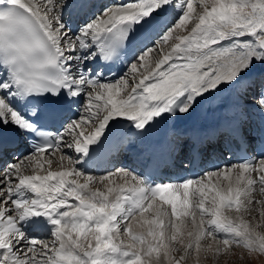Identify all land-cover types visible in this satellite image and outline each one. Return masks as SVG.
<instances>
[{"label": "snow or ice", "instance_id": "6c2138e0", "mask_svg": "<svg viewBox=\"0 0 264 264\" xmlns=\"http://www.w3.org/2000/svg\"><path fill=\"white\" fill-rule=\"evenodd\" d=\"M70 6L0 0V132L34 141L0 168V264H229L235 249L264 257V225L246 219L264 220V148L178 182L87 170L124 147L125 128L144 136L222 86L264 113V0H131L78 31L63 18ZM132 46L119 78L92 67ZM72 105L77 118L64 117Z\"/></svg>", "mask_w": 264, "mask_h": 264}, {"label": "bare ground", "instance_id": "6f19581e", "mask_svg": "<svg viewBox=\"0 0 264 264\" xmlns=\"http://www.w3.org/2000/svg\"><path fill=\"white\" fill-rule=\"evenodd\" d=\"M92 2H93V0H92ZM128 2H131V0H109V2H107V3H110L109 7H112L113 5L126 4ZM88 13L90 15V18H93L95 16H99L100 15V13L98 12V8L97 7L95 9L89 10ZM63 18H64V13H63ZM81 25L82 24L79 25V28H80ZM94 64L95 63H93L92 66ZM126 72L127 71L125 70L123 72V75ZM234 95H237V97L239 99L243 96L242 93L238 89L231 88V87H228V86H222V88L219 91H217L214 95L210 96L206 100H202L199 104H197L195 106L193 116L187 117L188 114H184L185 117H186V119H184L183 117H178L177 114H172L171 115V120L168 121L167 117H166V114H165V116L161 118V121L159 122V124L156 127H161L165 131H169V133L174 138H178V137L181 136L182 133H184V131H189V130H191L194 127V125L192 124V120L196 119V120H200L202 122H205V120H206V116H205V111H206L205 110V102L206 101L215 100V102H217V106L214 109L217 110L218 106L221 107V105H223V103L226 100L227 96H234ZM248 102H249L248 106H250L251 103H252L251 99ZM178 118H180L181 121H179ZM233 121H234L233 118H226L224 120L225 123H229V122H233ZM174 126H176V127H174ZM13 132L15 134H17L15 131H13ZM2 135H3V133L0 132V136H2ZM65 153L68 154V155H74V153H72V151L69 150V149H65ZM58 155L56 157H54V161L58 160ZM23 157L24 156L14 157L10 161L14 162L15 160L22 159ZM52 167H53V169H56L58 167V164L54 162ZM91 168H92V166H91ZM109 171H114V170L111 169V170L104 171V172H101V173L96 174V175H94L93 172H92L91 175H93L94 177H99V176L104 175L106 172H109ZM228 215L235 216L234 213H228ZM32 234L33 235H37V236L39 235V233H35V232H33Z\"/></svg>", "mask_w": 264, "mask_h": 264}, {"label": "rangeland", "instance_id": "374dc122", "mask_svg": "<svg viewBox=\"0 0 264 264\" xmlns=\"http://www.w3.org/2000/svg\"><path fill=\"white\" fill-rule=\"evenodd\" d=\"M246 219H249L252 224H256L259 222L262 225H264V220H261L259 218V213L257 211H252L250 214L246 216ZM259 230L264 231V227H262ZM241 251L242 249H235V254L228 257L229 264H264V257H253L251 259L245 257L244 259H240ZM220 260H221V264H224V257H221ZM189 264H191V261H189ZM201 264H212V258L209 257L207 260H205L204 257L202 256Z\"/></svg>", "mask_w": 264, "mask_h": 264}]
</instances>
